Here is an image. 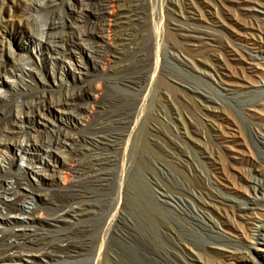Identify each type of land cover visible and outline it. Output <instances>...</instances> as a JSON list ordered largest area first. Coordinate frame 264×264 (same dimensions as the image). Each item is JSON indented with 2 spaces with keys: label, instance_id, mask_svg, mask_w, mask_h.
I'll list each match as a JSON object with an SVG mask.
<instances>
[{
  "label": "bare ground",
  "instance_id": "obj_1",
  "mask_svg": "<svg viewBox=\"0 0 264 264\" xmlns=\"http://www.w3.org/2000/svg\"><path fill=\"white\" fill-rule=\"evenodd\" d=\"M2 1L0 0V77L4 73L8 78L16 79V90L0 95V161L8 162L7 166H0V207L8 213L2 216L0 214V226L20 228H0V264H37L38 260L45 264H105V256L98 254L95 258L93 247L100 239L99 229L104 209L111 204L115 169L119 164L118 150L124 144V133L132 121L131 110L137 103L138 94L135 93L129 101H110L105 99V95L99 97V90H94L90 83L86 84L83 77L87 76L88 69L86 64H83L82 55L86 56L87 53L95 58L93 68H99L109 80L116 77L117 81L112 84L122 89L139 92L147 83L146 72L151 68L156 75L153 83L155 89L161 76L173 74L172 68L178 64L206 76H212L211 69L218 77L216 83L220 89L234 95L232 98L235 104L241 105L243 115L250 121L248 133L252 145L249 150L246 149L248 147L240 132V126L232 123L226 115L216 114L222 104L217 102L213 94L200 91L192 83L183 85L194 93V96L189 97L190 100L203 98L204 103H207L204 108L210 111V115L228 124L224 130L213 123L216 127L211 125V139L218 138L224 149L234 153L231 159L238 161L241 167L234 176L235 182L230 181L228 177L227 181L214 175L212 178L195 168L204 184V200L197 203L198 212L191 209L181 213V216L189 236L200 237L214 249H234L226 251L227 254L224 252L230 260L228 264H257L250 251L264 252V0H220L223 20L212 19L213 13L210 10L207 11V14L211 15L210 18L204 16L202 11L197 10L194 0H180V4H177L176 0H168L178 5V12H171L179 14L180 18L168 11L169 6L165 10L167 20L177 22L173 26L180 39L178 42L169 41L168 33L162 42V27L157 25L153 28V34L148 30L142 31L146 29L148 19L147 0H44L45 3L40 7L47 14V21L39 38L32 34L31 20L27 15V10L36 9L33 2L13 0V12L7 17L4 15L6 8ZM36 3L40 4L38 1ZM112 3H115L112 5L114 10L108 11V6ZM153 16L155 17L156 13ZM228 22L234 27L230 28ZM111 23L115 25L114 36L107 39L104 30L108 24L112 25ZM217 29H225L227 35L225 41H219L218 44L215 38ZM152 36L157 52L155 63H150L149 57L148 41ZM29 47L35 49L38 58L53 65H60L62 70L65 67V59H75V64H72L73 72L66 68L61 75L51 68L52 78L54 81L59 79V85H63L62 77L72 75L73 84L78 81L83 84L67 87L56 96L32 88L28 79H32L34 75L33 67L28 61L22 62L16 57L20 51H27ZM201 47L204 49L199 50ZM195 52H208L207 60L204 57L197 58L199 65L194 60L191 61L188 55L195 56ZM161 55L169 60L171 67L167 70L160 67ZM108 56L116 59L118 64L109 66L108 62L103 61ZM214 59L223 60V64L218 65L220 68H233L235 71L219 73L216 64L211 61ZM97 60H100V63H97ZM74 72L78 75H74ZM230 77L235 79H229ZM2 82L4 81L0 78V84ZM90 97L94 98V101L91 106H87L84 102ZM48 115H58L60 122L75 123L76 128V125L80 124L82 128L79 133H72L55 124L48 133H34L36 124L42 119L48 120ZM114 115L116 118L112 119ZM146 115L144 108L140 107L136 125ZM111 119L115 127L120 128L117 133L114 132L113 126H108ZM153 130L159 133L157 128ZM130 144V140L127 141L126 145ZM171 148L174 153L166 150L167 155L179 160L182 148L175 143ZM16 151L25 156L27 167L13 168ZM65 151L69 157L66 161H61L58 155ZM204 151L212 158L213 165L218 163L217 158L212 157L211 147L204 148ZM129 160L130 151L128 162ZM122 163L124 165L125 159ZM66 164L68 170L73 173V178L70 177L71 180L65 182L63 176V185L59 190L44 192L42 181L49 179L56 182L59 168ZM220 165L213 170L223 167ZM30 177L36 181L33 186L28 180ZM125 182L126 180L120 177L118 189L123 188V191H119V202L126 197ZM223 190L241 198V204L224 197ZM157 193L161 197L162 205L176 202L174 197L167 193ZM35 197L48 205L50 214L37 216L33 211L24 219H20L16 213L22 211L28 200ZM73 204L78 206L74 207ZM124 208L123 201L122 212ZM210 210L217 213L220 224L208 214ZM83 216H86V219L80 220ZM112 221L113 219L109 221L105 229L103 242L114 227L113 233L119 231V236L124 238L129 235L125 239L139 245L141 241L137 235L128 231V235L122 234L125 228H129L124 214L119 216L114 226L111 225ZM60 222H69L70 226L59 235L30 232L32 227L37 226L44 229L60 227ZM221 224L234 229L235 234L232 235L235 240L220 229ZM167 235L176 243L175 247L179 251L174 261L178 264H192L180 255L182 253L187 256L189 239L182 238L173 231ZM142 251L143 255L138 257H143L149 264H175L166 259V254L152 255L140 248L141 253ZM196 257V260L203 264H212Z\"/></svg>",
  "mask_w": 264,
  "mask_h": 264
},
{
  "label": "rangeland",
  "instance_id": "obj_2",
  "mask_svg": "<svg viewBox=\"0 0 264 264\" xmlns=\"http://www.w3.org/2000/svg\"><path fill=\"white\" fill-rule=\"evenodd\" d=\"M28 1H32L34 6H36V9L34 10H27V15L31 20L30 29L33 32L32 34L39 38L44 24L47 21L46 12L42 9V7H40V5H43L45 1ZM35 1H38L40 4H37ZM147 1L149 2L147 10L148 19L146 29H142V31L148 30V32L153 34V28L155 25H157L162 27V42H164L167 33L170 35L168 39L169 41L171 40V42H178L180 39L173 26V24H176L177 22L173 21L172 19L168 21L165 17V10H167L168 6L170 9L168 10L169 12L175 10L177 13L178 5H175L173 2H169L168 0ZM2 2H4V6L6 8L4 15L9 17V14H11L14 9L13 0H3ZM194 2L196 3L197 10L202 11L204 16L210 18L211 15L207 14V11L210 10L213 13L212 19L223 20L220 0H194ZM207 2L208 5H206ZM176 3L180 4L181 2L180 0H176ZM112 5H115V3H112L108 6V11L114 10ZM155 13L156 16L154 17L153 14L155 15ZM172 13L173 12H171V14ZM175 17L180 18L179 14L175 15ZM108 22L109 21H107V23ZM111 24L112 25L108 24L104 30V35L107 39L114 36L115 25L114 23ZM227 24L230 28L234 27L231 22H228ZM2 29L3 28H1V30ZM143 33L145 34L146 32H142V34ZM171 34L174 35L171 36ZM226 36L225 29H217L215 36L216 44H218L219 41H225ZM148 42L150 63H155V56L157 52L154 36H152V39ZM189 48L195 50L193 47ZM203 49L204 48L202 47L199 48V50ZM87 54L88 55L86 56L82 55L83 64H86L88 69L86 73L87 76L83 77L85 78L86 84L90 83L94 86V90H99L97 91L99 97L105 95L106 100L115 101V99H128L129 101V99L134 97L133 95H135V93L138 94L136 97L137 103L131 110L132 121L129 128L124 133V144L121 145L118 150L119 164L115 169V185L113 187L112 194L110 195L111 204L109 207L104 209V213L102 215V222L99 229L100 239L93 247L95 258L98 256V254L105 256L103 259L105 264H149L143 257H138L140 254L143 255V251L142 253L140 252V248H142L147 252H150L152 255L154 253L156 255L158 253L166 254V256H168L166 258L168 261L178 264L176 261H174L177 257L176 255L179 254L178 248L175 247L176 243H174L173 240H170L169 236L167 235V233L173 231L176 233V235H180L182 238L184 237L189 239L187 240V256L182 253H180V255L182 257L184 256L192 264H203L196 260V256H198L201 260L212 264L230 263V260L225 256V253L226 251H234V249L232 247H224V251L214 249L209 242L202 240L200 237L196 235L189 236L181 213L187 212L191 209L194 212H198L199 208L197 207V203L204 200V184L201 182L199 173L195 168H197L202 174L207 176L210 175L212 178L215 176L218 179L221 178L225 181L226 177H228L230 181L235 182L236 180L234 179V176L239 172V167H241V164L238 161L231 159V155L234 153H230V151L224 149L223 146L219 144L220 141L218 138L215 137L217 140H213V138L211 139L213 134L211 125L213 126L216 124V126L218 125L220 128L223 127L224 130H226L228 124L222 123L220 119L214 118L212 115H210V111L204 108L207 103H204L203 98L190 100L189 97L194 96V93L184 88L183 85L186 83H192L195 87L199 88L200 91H205L207 94H213L217 102L222 104L221 107H218L216 114L221 115L222 113V116L226 115L232 123H236L240 126V132L242 133V136L245 140L246 147H248L246 149L249 150L250 146L252 145V141L248 133L250 121L243 115V109L240 107L241 105L235 104L232 98L234 96L233 94H228L220 89L216 83L218 81V77L213 74V71L211 72V69L210 73L212 76H206L200 74L194 69L184 68L183 66L177 64V66L172 68V72L174 73L171 75L165 74L161 76L159 83L154 89L153 83L156 80V75L155 72L151 70V68L150 71L146 72L147 83L139 92H136L130 91L128 89H122L120 86L112 84V82L117 81V78L115 77L112 80H109V78L102 74V71L99 68H93L95 58L92 57V54ZM207 55L208 52L198 54L195 52V56L191 57L188 55V57L191 61L194 60V62H197V58L204 57L206 59ZM16 57L21 59L22 62L28 61V64L33 67L34 75L32 79H28V83L32 86V88L37 89V91H44L48 95L52 94L56 96L67 87L69 88L73 87L74 85L79 86L80 84H83L79 83V81L76 84H73L74 82L72 75H63V85H59V79L54 81L52 78L53 76L52 71L50 70L51 68L57 70L61 75L63 74V70L65 71L66 68H68L70 72H73L74 69L72 64H75V59L72 57L71 59H65L66 63H64L65 67L63 70L61 69L60 65H53L47 63V61L43 60L42 58H38L33 47H29L27 51H20L19 55ZM164 58V55H161L160 67L162 66L163 69L167 70L171 66H169V60ZM99 61L100 60H97V63H100ZM103 61L108 62L109 66H116L118 64L117 60L110 56L105 57ZM211 61L216 64V70L219 73L220 71L226 73L235 71L233 68H220L219 66H221V63L223 64L222 59L218 61L217 59H214V61ZM211 61L209 62L211 63ZM196 64L199 65L198 62ZM74 75L77 76L78 74L74 72ZM0 78L4 81L0 84V95L16 90V88H14V84H16L14 80L16 81V79L8 78V75H5L4 73ZM229 79H235V77H230ZM6 81H10L9 83L11 84ZM110 81L111 83H109ZM93 101L94 98L91 99L90 97V99L86 100L84 104L91 106L90 104H92ZM1 104L2 102L0 101V105ZM140 107L144 108V114L147 115L136 125V116L140 110ZM115 118L116 116L114 115L112 119ZM47 119L48 120L42 119L36 124V131L34 133H48L49 129H53L52 126L55 124L65 128L67 131H71L72 133H79L78 131L82 128L80 124H77L76 128L74 126L75 123L68 121L60 122L58 115H48ZM112 119L108 121V126H113L114 132L117 133L120 128L115 127L114 121H112ZM262 120L264 121V113ZM216 126L214 125V127ZM154 128H157L159 133L155 132L153 130ZM215 129L220 131L218 128ZM129 140L131 144L127 146L126 143ZM173 143L180 145L182 148L178 156L180 161L178 159L169 157L166 153V150L174 153L173 149L171 148ZM208 147H211L213 150L212 157L217 158L218 163L215 165L211 163L212 158L207 156L208 153L204 151V148ZM129 151L130 160L128 162ZM5 154L7 156V153ZM15 154V163L13 168L17 169L27 167L28 161L26 160L25 156L21 155L18 151H16ZM10 156L11 155L8 153V157ZM58 157L61 161H63L69 157V154L67 151H65L60 153ZM123 159H125L124 165L122 163ZM48 160L49 159H47V161ZM7 163V160H2L0 161V166H7ZM219 163L222 164L223 167H220L218 170H213L215 167L221 166ZM50 164H52V161H50ZM37 167L40 166L37 165ZM59 170L60 173L58 174V180L56 182H52L49 179H44L42 181L41 187L44 192L51 193L59 190V188L63 185V176L65 177V182L71 180L70 177L73 178V173L68 170L67 164L60 167ZM120 177H123V179L126 180L125 183L127 187L126 197L125 200H123L125 207L123 212V201H118L121 198L120 194L123 191V188H121V190L118 189ZM28 180L32 186L36 183L35 179L32 177H30ZM157 191L167 193L169 196L174 197L176 202L171 203V205H162V202L160 201L161 197L158 195ZM222 195L232 199L238 204H241V198L235 197L232 193H227L225 190H223ZM73 206L77 207L78 205L73 204ZM0 211L1 216L8 214L1 207ZM33 211L37 214V216L40 214H42V216H46V214H50L51 212L48 205L41 202L38 197H35L32 200H28V202L23 207V210L17 212L16 214H18L17 216L20 219H24L27 214ZM121 214H124L129 224V228H125V231H123L122 234L126 233L125 235H128L126 232L128 231L129 233L132 232L133 234L137 235L139 241H141L139 242V245H135L130 240L125 239L129 235L124 238L123 236H119V231L117 233H113L112 228L114 229V227L110 229L105 241L103 242L102 238L109 221L113 219L111 225L114 226V223L117 222V219L119 216H121ZM208 214L214 217L215 220H218L220 224L215 211L210 210ZM85 219L86 216L80 218V220ZM59 226L60 227H46V230L44 227L40 228V226H37V228L32 227L30 232H32V234L48 232L50 235L56 236L66 230L70 226V223L60 222ZM1 227L6 229L20 228V226L7 225H2L0 228ZM220 227V229L224 230L225 234L232 238V240L236 239L235 236L232 235L235 233L231 226H225V224H221ZM227 228H229V230ZM240 248L241 247H239V249ZM242 249L243 248H241V250ZM250 253L254 262H257V264H264L263 251L256 252L251 250ZM37 264L45 263L38 260Z\"/></svg>",
  "mask_w": 264,
  "mask_h": 264
}]
</instances>
